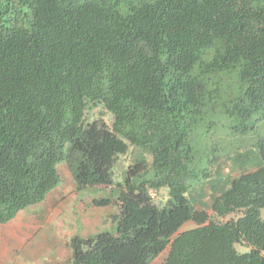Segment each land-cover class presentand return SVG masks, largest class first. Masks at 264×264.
Instances as JSON below:
<instances>
[{
	"label": "trees",
	"instance_id": "obj_1",
	"mask_svg": "<svg viewBox=\"0 0 264 264\" xmlns=\"http://www.w3.org/2000/svg\"><path fill=\"white\" fill-rule=\"evenodd\" d=\"M61 162L119 188L115 231L74 235L70 264H264V0H0V225Z\"/></svg>",
	"mask_w": 264,
	"mask_h": 264
},
{
	"label": "rangeland",
	"instance_id": "obj_2",
	"mask_svg": "<svg viewBox=\"0 0 264 264\" xmlns=\"http://www.w3.org/2000/svg\"><path fill=\"white\" fill-rule=\"evenodd\" d=\"M100 120L107 125L112 123V114L102 105L97 104L86 111L85 120ZM240 150H244L241 148ZM130 152L120 155L114 166L115 181H121L126 167L131 164ZM233 160L221 158L222 171L230 169ZM60 177L58 185L47 195L45 200L21 211L11 221L0 225V264H70L69 240L78 235L92 237L102 231H115L118 186H88L78 190L65 162L57 166ZM154 201L161 204L166 198V188L152 191ZM107 199L105 205L97 201ZM206 203L207 199H203ZM202 205H197L200 208ZM211 218L226 221L238 214ZM264 209L262 210V216ZM193 222L185 223L180 230L194 227ZM240 252L248 247L235 244ZM164 254L151 260L150 264H160Z\"/></svg>",
	"mask_w": 264,
	"mask_h": 264
}]
</instances>
